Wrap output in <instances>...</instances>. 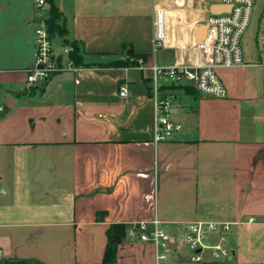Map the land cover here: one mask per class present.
<instances>
[{"label": "crops", "instance_id": "0c3cea01", "mask_svg": "<svg viewBox=\"0 0 264 264\" xmlns=\"http://www.w3.org/2000/svg\"><path fill=\"white\" fill-rule=\"evenodd\" d=\"M218 2L53 0L61 12L54 52L76 43L83 63L30 85L34 33L52 4L0 0V264H98L111 225L154 220L177 240L173 257L159 260L153 243L115 236L117 264H264L263 58L218 67L224 97L174 88L172 117L183 129L155 141L151 67L193 63L196 30ZM158 7L167 38L155 50ZM125 50L147 58L102 65ZM196 221L232 224L230 258L215 261L207 251L190 261L179 241Z\"/></svg>", "mask_w": 264, "mask_h": 264}, {"label": "built area", "instance_id": "2783aa9c", "mask_svg": "<svg viewBox=\"0 0 264 264\" xmlns=\"http://www.w3.org/2000/svg\"><path fill=\"white\" fill-rule=\"evenodd\" d=\"M48 0H35V6L42 8ZM229 6V11L211 14L207 20L206 36L196 41L193 47L195 60L191 64L162 66L154 64L151 77V96L154 102L155 141H167L183 129V124L173 119L177 97L169 93L166 82L175 86H191L204 97H224L227 90L218 72V67L231 68L246 64L242 45L253 14L254 0H219ZM153 46L156 50L167 38L166 10L155 8L153 14ZM35 57L32 67L26 69L27 82L30 85L46 83L55 73L76 71L77 65L70 57L74 47L63 46V52H54L52 33L48 31V21H42L34 33ZM259 55L264 60V23L261 26ZM140 63L142 60L140 59ZM128 84L120 83L119 95L128 94ZM0 183V194H6ZM232 224L196 221L183 229L179 244L190 251L191 262H202L207 251L215 261H223L232 256L228 245ZM125 238L131 241L153 243L157 246V258L168 260L173 257L172 240L162 222H140L125 225ZM2 251L0 250V259Z\"/></svg>", "mask_w": 264, "mask_h": 264}, {"label": "trees", "instance_id": "16d2710c", "mask_svg": "<svg viewBox=\"0 0 264 264\" xmlns=\"http://www.w3.org/2000/svg\"><path fill=\"white\" fill-rule=\"evenodd\" d=\"M52 5H51V16L49 18V22L53 23L54 29L56 27H59L58 20L61 18V12L59 11V8L53 4V0H48ZM62 33H64V29L62 28L61 30ZM54 31L52 32V34ZM73 51L70 54V57L73 59L74 63L76 65H80L83 63V58L80 52V48L76 43H73ZM130 56L134 58V61L130 63L126 62H107L102 65L105 66H134L137 64V61L135 59H146L147 55L146 54H139L135 52H130ZM125 224H113L111 225L108 230H107V235H108V243L105 251V256L104 260L101 263L98 264H117V242L114 241L115 236H120L122 238L125 237ZM5 264H42L39 261H30V260H14L11 262H6Z\"/></svg>", "mask_w": 264, "mask_h": 264}, {"label": "rangeland", "instance_id": "374dc122", "mask_svg": "<svg viewBox=\"0 0 264 264\" xmlns=\"http://www.w3.org/2000/svg\"><path fill=\"white\" fill-rule=\"evenodd\" d=\"M23 1V0H22ZM24 2H28V0H24ZM264 23V0H254V8H253V14H252V20L251 24L247 30V32L244 34L242 45L245 51V56L247 58L253 57L259 54V45H258V39H259V33L261 26ZM53 37L55 38V44H57L59 35L58 33H54ZM107 62H126L130 63L134 61V58L130 56V52L128 50H125L123 54L117 55V56H111L107 57ZM137 61V64H140V58L135 59ZM106 62V63H107ZM130 64H128L129 66ZM176 87L181 86H175L170 85L168 89L169 93L175 94ZM177 97V95H176Z\"/></svg>", "mask_w": 264, "mask_h": 264}, {"label": "water", "instance_id": "95a60500", "mask_svg": "<svg viewBox=\"0 0 264 264\" xmlns=\"http://www.w3.org/2000/svg\"><path fill=\"white\" fill-rule=\"evenodd\" d=\"M229 9H230L229 6H226V5H223L220 3H215V4H212L210 6V12L212 14H219V13H222L224 11H229ZM53 29H54L53 23H48V31L50 33H52ZM206 31H207V24H204V25L198 27L196 30V40L197 41L203 40L206 36ZM12 99H13L12 97H8L5 101V104L7 106L12 107L14 105V104L10 103V100H12Z\"/></svg>", "mask_w": 264, "mask_h": 264}]
</instances>
